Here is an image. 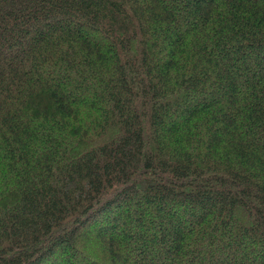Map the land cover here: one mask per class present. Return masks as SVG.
<instances>
[{
	"label": "trees",
	"instance_id": "trees-1",
	"mask_svg": "<svg viewBox=\"0 0 264 264\" xmlns=\"http://www.w3.org/2000/svg\"><path fill=\"white\" fill-rule=\"evenodd\" d=\"M0 264H264V0H0Z\"/></svg>",
	"mask_w": 264,
	"mask_h": 264
}]
</instances>
